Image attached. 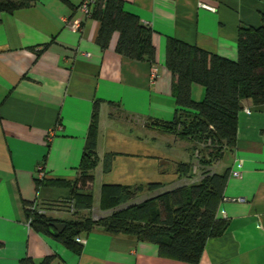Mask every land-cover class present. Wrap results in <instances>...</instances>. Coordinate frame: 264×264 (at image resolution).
<instances>
[{
    "label": "crops",
    "instance_id": "crops-1",
    "mask_svg": "<svg viewBox=\"0 0 264 264\" xmlns=\"http://www.w3.org/2000/svg\"><path fill=\"white\" fill-rule=\"evenodd\" d=\"M83 1L37 0L14 13H0V264H19L24 257L34 264H44L46 257H52L47 264H188L160 256L156 243L112 235L102 226L77 236L86 238L77 253L35 230L26 203H35L56 221L90 216L89 210L73 212L67 183L80 173L97 101L99 160L92 173H105L111 154L107 171L119 168L112 183L154 182L158 136L178 141L151 126L155 120H171L177 108L175 78L166 65L169 37L236 59L239 29L261 24L264 0H124L126 9L154 31L155 64L118 53V32L102 48L97 43L100 22L80 9ZM68 18L80 19L82 30L69 29ZM153 65L158 68L154 82ZM193 94L200 99L204 90L195 85ZM133 124L136 134L130 132ZM125 127L136 150L117 148ZM188 156L189 151L184 161ZM240 162L241 176L234 177ZM40 165L48 179L38 187ZM228 169L218 213L228 230L208 241L199 264H264V105L242 101L237 142L213 170ZM199 179H179L173 186Z\"/></svg>",
    "mask_w": 264,
    "mask_h": 264
},
{
    "label": "trees",
    "instance_id": "trees-1",
    "mask_svg": "<svg viewBox=\"0 0 264 264\" xmlns=\"http://www.w3.org/2000/svg\"><path fill=\"white\" fill-rule=\"evenodd\" d=\"M36 2L0 0V13H14ZM91 16L100 22L97 43L102 48H107L113 34L118 32V53L136 61L156 63L153 29L142 23L138 14L128 11L124 0H96L91 7ZM261 20L257 27H240L236 59L220 56L174 37L168 39L166 65L175 78L173 95L177 108L171 120H155L151 126L178 139L189 140L191 150L202 143L213 145L207 154L198 157L196 164L193 151H189L190 160L177 165V174L182 180L196 177L200 165L198 182L179 183L170 189L160 181L148 182L147 191L156 193L129 205L127 203L141 193L139 187L133 188L123 183L105 184L101 190L100 204L103 210L111 212L97 220L89 216L82 220L66 221V228L59 235L49 230V225L56 221L53 217L40 212L38 207L28 209L34 203H26L31 226L54 236L77 253H81L83 246L77 241V236L90 233L95 226H102L112 235L124 234L156 243L160 256L199 264L208 241L228 230L227 220L220 218L218 213L230 171L218 173L213 169L225 150L233 148L237 142L238 113L242 101L251 100L255 106L264 105V15ZM195 85L204 90V96L200 99L194 97ZM99 102L94 105L80 173L72 184L67 183L71 186L74 213L90 211L94 206L92 190L95 178L92 171L99 160ZM109 155L106 157L105 171L111 168ZM47 179V176L43 179L36 177L37 186H42ZM2 245L0 242V248ZM51 260L52 257H46L43 263ZM19 264H34V261L24 257Z\"/></svg>",
    "mask_w": 264,
    "mask_h": 264
},
{
    "label": "rangeland",
    "instance_id": "rangeland-1",
    "mask_svg": "<svg viewBox=\"0 0 264 264\" xmlns=\"http://www.w3.org/2000/svg\"><path fill=\"white\" fill-rule=\"evenodd\" d=\"M199 96V95H198ZM197 96V98H199ZM136 124H133V126L130 129V132L136 134L138 131L135 127ZM122 132V131H121ZM126 132V127L124 132L121 133V138L119 143H118V150H136L137 144L133 141V135L132 136H127ZM128 138L132 139L128 141ZM191 146V142L187 139H178L177 142L174 141V138H161L158 136V139L156 140L154 144V149L158 156L160 157V162L157 161L159 157L156 158L155 163H156V169H155V175L151 181H160L164 183L165 187L170 188L172 187L176 182L179 181V176L177 174V165L181 161L185 160V155L188 153V151H193L194 155V164L197 163L198 157L202 156V154H207L210 149L213 147V145H205L204 143L200 144L197 147H194L193 150L189 148ZM188 147L187 150L184 148ZM193 147V146H192ZM211 147V148H210ZM199 151V152H198ZM187 152V153H186ZM168 159H166V155ZM108 157V156H107ZM111 159V166H112V161H113V156L109 155ZM190 159V156H188ZM116 166V163L114 164ZM159 165V167H158ZM200 170L201 166H198V169L195 173L197 175L196 177H200ZM119 171V168L117 170L116 167H113L112 171H106L105 173L103 172H95L93 173L95 176V183H94V188L92 190V197H93V209L89 211V214L91 217H93L95 220L99 219L102 216L107 215L111 211L109 210H103L101 208L100 200H101V190L105 184H112L111 180L113 179V175H115ZM193 180H196V177L192 176ZM146 183H138L136 185H133L132 187H139L142 191L141 193L135 197L132 201L128 202L127 205L135 202H140L149 196L154 195V193H150L146 189ZM124 206V205H123Z\"/></svg>",
    "mask_w": 264,
    "mask_h": 264
},
{
    "label": "built area",
    "instance_id": "built-area-1",
    "mask_svg": "<svg viewBox=\"0 0 264 264\" xmlns=\"http://www.w3.org/2000/svg\"><path fill=\"white\" fill-rule=\"evenodd\" d=\"M96 0H84L83 3L80 5V9L88 16H91V7L95 4ZM200 6L203 8H207L210 10H215V7L207 4V3H200ZM66 25L69 29H71L74 32H79L82 30V21L78 18H68L66 20ZM158 77V68L156 65H153L152 67V73H151V80L154 82ZM53 134V133H52ZM242 162L239 163L238 169H234L232 171V176L239 177L241 176L240 168L242 167ZM46 176L45 168L43 165H40L37 169V178L43 179ZM38 206L34 203L33 205L28 206V209L35 210ZM40 209V212H45L42 210V208L38 207ZM71 209L74 210L73 204L71 205ZM226 213H224L225 215ZM30 222V219H28ZM77 241L81 244H84L86 242V238L84 237H77Z\"/></svg>",
    "mask_w": 264,
    "mask_h": 264
},
{
    "label": "water",
    "instance_id": "water-1",
    "mask_svg": "<svg viewBox=\"0 0 264 264\" xmlns=\"http://www.w3.org/2000/svg\"><path fill=\"white\" fill-rule=\"evenodd\" d=\"M66 223L63 221H54L49 225V230L54 235H59L66 228Z\"/></svg>",
    "mask_w": 264,
    "mask_h": 264
}]
</instances>
